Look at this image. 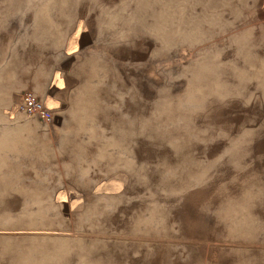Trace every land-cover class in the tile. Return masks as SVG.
Masks as SVG:
<instances>
[{
	"label": "rangeland",
	"instance_id": "rangeland-1",
	"mask_svg": "<svg viewBox=\"0 0 264 264\" xmlns=\"http://www.w3.org/2000/svg\"><path fill=\"white\" fill-rule=\"evenodd\" d=\"M0 264H264V0H0Z\"/></svg>",
	"mask_w": 264,
	"mask_h": 264
},
{
	"label": "bare ground",
	"instance_id": "bare-ground-1",
	"mask_svg": "<svg viewBox=\"0 0 264 264\" xmlns=\"http://www.w3.org/2000/svg\"><path fill=\"white\" fill-rule=\"evenodd\" d=\"M81 23L78 22L75 30L69 36L67 40V50L74 49L77 47V36L81 29ZM72 80L68 76H63L56 72L52 77L49 85L43 92V97L45 99V103L50 108L58 109L61 107L62 103L66 100L69 86L71 85ZM74 193L69 191V196L71 197ZM63 193L59 194L62 196Z\"/></svg>",
	"mask_w": 264,
	"mask_h": 264
},
{
	"label": "built area",
	"instance_id": "built-area-1",
	"mask_svg": "<svg viewBox=\"0 0 264 264\" xmlns=\"http://www.w3.org/2000/svg\"><path fill=\"white\" fill-rule=\"evenodd\" d=\"M19 102L24 111L38 114L46 121L52 120V110L44 104L43 100L34 91L29 89L22 91Z\"/></svg>",
	"mask_w": 264,
	"mask_h": 264
}]
</instances>
